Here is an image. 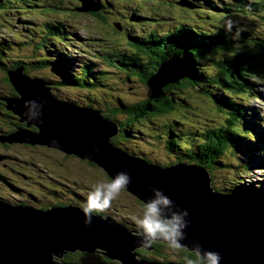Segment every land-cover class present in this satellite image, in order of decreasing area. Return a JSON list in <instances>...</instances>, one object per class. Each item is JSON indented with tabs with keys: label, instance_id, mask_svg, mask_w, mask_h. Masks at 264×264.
I'll return each mask as SVG.
<instances>
[{
	"label": "rangeland",
	"instance_id": "1",
	"mask_svg": "<svg viewBox=\"0 0 264 264\" xmlns=\"http://www.w3.org/2000/svg\"><path fill=\"white\" fill-rule=\"evenodd\" d=\"M89 1L93 3L90 5H98L92 0ZM98 1L103 8L100 11L99 7L95 13L100 12L95 15L89 13L71 14L70 12L81 7V4L77 6L74 1L70 0H64L63 7L54 5L50 8L51 10L55 7L57 11L61 9L64 11L63 13L49 12L48 3L50 0H37L40 6L35 8L17 6V8L10 9L12 18L18 17V26L22 31L20 35L18 34V40L1 36L4 27L0 32V51H2L0 54V90L5 94H11L12 88L7 83L3 84L2 80L5 79L3 72L10 70L13 62L18 60L29 62L32 58L46 59L52 63L51 67L35 70L27 67V73L28 76L40 77L48 82V87L51 89L52 95L57 100L59 99L58 102H73L83 108L91 106L98 110L104 118L112 122L117 120L119 122L117 129L120 130V133L113 139H116L118 147L126 149L129 153H134L137 157L162 167L176 164L179 162L177 159L181 157V153L170 151L169 142L175 139L171 137L170 133L179 136V143L183 144L184 141L195 138L189 135V131L194 130L195 127L218 124L221 122V115L217 110L216 103L204 98L195 89H189L182 93L177 110L168 118L151 119L140 123L133 120L132 124L126 122L124 116L121 114L115 116L114 113L122 110L121 108L124 106L144 100L148 87L143 83L141 75L127 76L126 72L121 71L120 69L123 67L118 60L120 56L129 53L133 44L129 40L131 37L142 39L139 37L146 35L151 28H156L160 32L171 25L177 26L179 19L189 18L188 11L195 12L196 3L194 0H160L158 3L137 0ZM177 1L188 2L191 4V6L188 5L191 9L180 8L179 15L176 14L178 20L172 21L167 18L166 8ZM214 1H223L226 5L237 2L236 0ZM224 6L220 5V7ZM42 11L47 13L42 14ZM6 16L8 14L0 11V18L3 21L7 20ZM19 16H24V19ZM134 16L137 19H134ZM250 17L254 20L247 29L248 33L254 39L264 40V19L252 15L236 14L234 21L243 19L249 21ZM52 21H59L64 25L66 35L62 37L65 40H61L59 43L49 39V34L44 28L45 23L52 27L50 24ZM106 44L114 45L124 51L104 60L100 51ZM108 49L111 48L108 47ZM106 67L112 68L105 69ZM183 68L181 60L172 59L166 66V70L163 71L161 78L163 76L165 78L178 76ZM103 70H106L105 76L99 74ZM80 72L81 76H87L85 86L82 83L72 84L69 80H65L66 86L58 84L64 80L65 74L71 76V73L79 74ZM255 83L254 97L242 98L240 102L246 109L258 111L257 118L252 120L249 125L256 131H260L261 126L256 123L264 122V79ZM108 114L114 115L115 118H111ZM6 115V110L0 108L1 122L8 120ZM180 120L188 124H182L179 122ZM173 121L178 122L180 126L174 127ZM168 122H171L170 127L166 124ZM262 147L264 146L255 147L258 151L257 159L263 157V152L260 150ZM252 152L251 150L247 156L236 154L238 157L229 153L225 154L221 160H218L225 166H214L216 169L211 170V186L219 192L229 193L228 191L237 187L241 180H248L246 184L249 182L256 184L257 180L263 179L264 170L258 166H252L251 170L245 171L247 168L245 163L255 160L251 155ZM73 156H66L46 147L29 145H14L10 150L0 151V196L4 197H0L3 200L0 202L18 203L23 201L38 209L41 205L47 208L68 206L82 211L81 198L83 195L87 197L92 184L103 182L104 178L88 162H80ZM1 161L8 165L3 166ZM84 177H88L87 184L75 188L80 194L70 190L69 186H72V181H79ZM49 186L56 188L55 195L52 194L53 190ZM79 202L80 205H78ZM113 202L115 207L111 211V216L116 221H129L134 214L141 215L140 204L144 205L124 191H121L119 197ZM126 229L133 234L137 232L131 227ZM137 250L143 249L138 248ZM143 251L148 252L147 250ZM162 256L171 262L179 261L176 255L166 252ZM147 258H152V256L149 255ZM158 259L163 260L162 258Z\"/></svg>",
	"mask_w": 264,
	"mask_h": 264
},
{
	"label": "water",
	"instance_id": "2",
	"mask_svg": "<svg viewBox=\"0 0 264 264\" xmlns=\"http://www.w3.org/2000/svg\"><path fill=\"white\" fill-rule=\"evenodd\" d=\"M77 1L78 12L99 10L89 0ZM179 4L188 7L183 1ZM171 60L148 79L152 97L188 72L184 66L178 76L161 78ZM6 75L17 97L5 98V109L23 127L2 143L15 141L74 155L100 168L110 180L126 172L130 183L124 190L138 201L148 202L153 190H159L173 201L174 211H188L187 238L181 243L189 249L197 241L203 250L219 253L220 264H264V204L213 192L208 172L198 165L160 167L128 155L111 143L119 131L117 124L98 110L58 102L48 82L25 75L21 68ZM28 102L38 105L31 120L26 115ZM85 219L83 211L73 207L41 211L0 202V264H63L59 259L75 252L97 253L118 264H158L137 259L138 248L150 249L123 226L97 215L90 224Z\"/></svg>",
	"mask_w": 264,
	"mask_h": 264
},
{
	"label": "trees",
	"instance_id": "3",
	"mask_svg": "<svg viewBox=\"0 0 264 264\" xmlns=\"http://www.w3.org/2000/svg\"><path fill=\"white\" fill-rule=\"evenodd\" d=\"M63 1L64 0H50L48 3V11L53 13H63V10L59 9L57 11L55 10V7L50 10L54 5H60V7H63ZM70 1H74L77 6L80 5L77 0ZM92 1L99 5L101 11L103 8L101 3L98 0ZM137 1L158 3L160 0ZM194 1L197 6L196 10L195 12L188 11L190 14L187 19L181 18L178 20L176 16V14L179 15L178 12H180V8L191 9L187 6L184 7L180 5L179 2L181 1H177L174 4L167 6V18L172 21L175 19L178 20V25H171L169 28L161 30L160 32L156 28H151L147 31L146 35L139 37L142 39L131 37L129 40L132 41L133 44L131 45V49H129V53L120 56L118 60L119 64L123 67L120 69L121 71L126 72V74H128L127 76L141 75L143 83L147 87L148 79L158 73L160 66H162L164 62L173 58H179L182 64L187 68L188 72L186 71L187 73L177 81L168 83L165 87L161 88L160 91L157 92L158 94L156 97H152V90L148 87V92L144 100L135 102L130 106H124L121 108L122 110L116 111L114 115L121 114L124 116V121L130 122L131 124L133 123V120L140 123L151 119L168 118L170 114L177 110L179 106L178 102L181 101L180 98L182 93L189 89H195L204 98L216 103L217 110L221 115V122L212 126L205 125L204 127H195L194 130L189 131V135L195 138L190 141H184L183 144L179 143V136L174 135L171 132V137L175 139L169 142L170 151H179L181 153V157L177 159L179 162L176 163L199 165L200 168L206 169L211 183V170L216 169L214 166H225L218 161L219 159L221 160L225 154L229 153L235 157H238L236 154L247 156L252 150L253 152L251 155L255 160L245 163L247 166L246 169L244 168L245 171L251 170L250 168L252 166H258L260 169L264 170V147L260 149L261 152H263L262 158L257 159L258 154H255V152H258L255 147L264 146V122L260 121L259 123H256L261 126L260 131H256L252 128L249 123L257 118L258 111L255 109L248 110L240 102L242 98L254 97L253 88L256 86L255 82L264 79V40H258V38L254 39L253 36L248 33L247 29L252 25V20H254L252 17H250L249 21L245 19L234 21L236 14L252 15L257 16L259 19H264V0H236L237 2L234 4L229 3L227 5L224 4L223 1ZM36 2L37 0H0V11L8 14V16H6L8 21H3L0 18V32L2 31V27H4L1 36H8L18 40V34L20 35L22 29L18 26V17L12 18L10 9L17 8V6L30 8L40 6V4ZM187 4L191 6L188 2ZM220 5L225 6L220 7ZM77 9L78 7L70 13L78 15L89 13L90 15H95L100 12H78ZM20 10H22V8H20ZM41 13L46 14L47 12L42 11ZM19 18L24 19V16H19ZM134 19H137V17L134 16ZM228 20L233 22V27L230 31L227 30L226 26V21ZM50 24H52V27L48 26L47 23L44 25L45 30L49 34L48 38L57 43L61 40H65L62 37L63 35H66L63 23L52 21ZM242 25L243 28H241ZM119 27L121 28L120 25ZM108 47L111 49L109 50ZM123 51L124 50L116 48L114 45L106 44L105 47L101 49L100 55H102L104 60H107L109 56L121 54ZM1 52L2 51H0V54ZM3 66L6 65L3 64ZM49 66L51 67L52 63L46 59L32 58L29 62L22 60L15 61L10 68H21L23 69L24 74L28 76L27 67L35 70L42 68L47 69ZM108 68L112 67H106L105 69ZM105 73L106 70H103L99 74L105 76ZM3 74L5 79L2 80V83L4 82L3 84L7 83L8 86L10 85L12 91L11 94H5L2 92L0 96L4 98L17 97V93L14 91L9 82L8 76L6 75V71L3 72ZM70 75L71 76L65 74L63 76L64 80L58 82V84L66 86L67 83L65 80H69L72 84L82 83L83 86L86 85L85 78L87 76H81V72L79 74L71 73ZM87 108L93 109L91 106H88ZM2 109H5V102L4 108ZM232 111H234V113H232ZM6 112L8 120L6 122L0 121V151L10 150L14 145L23 146L21 144H16L15 141H13V144H10L12 142L7 143L8 141L5 143L1 142V140L11 137L18 128L23 127V125L19 124L10 112L7 110ZM114 115L110 114L109 116L115 118ZM116 122L115 123L119 125L117 120ZM179 122L182 124H188L182 120ZM166 124H168V127L171 126V122ZM172 124L174 127L180 126L176 121H173ZM31 130L36 131L35 128H32ZM119 133L120 130L118 131V134ZM118 134L116 136H118ZM122 134L124 135V133ZM253 140H255V142H253ZM111 143L128 155L137 157L134 153H129L126 149L118 147L116 139H111ZM53 150L58 152L56 149ZM75 159L84 162L80 159ZM144 160L149 162L146 159ZM88 163L92 168L102 174L104 178L103 182H110V179L100 168L90 162ZM2 165L7 166L8 164L3 162ZM87 181L88 177H84L79 181H72V186H69V188L75 193L80 194L75 188L85 186ZM247 181L248 180H241L237 187L228 191L229 193L219 192L212 186L211 189L213 192H217L224 196H235L243 198L244 200L246 199L264 204V178L257 180L256 184L250 182L246 184ZM96 184H92L88 191H92ZM45 186L48 185L45 184ZM49 187L53 190L52 194L55 195V191H57L56 188L53 186ZM122 191L126 192L125 190ZM0 197L4 198L3 196ZM86 199L87 197L83 195L81 198L83 204L86 202ZM0 201L3 200L0 199ZM5 203L26 206L41 211H46L50 208L41 205L38 209L24 203L23 201L18 203L7 201ZM112 203L113 206H111L106 212L99 214L94 213L93 215L112 220L114 223H117L124 228L131 227L138 231L134 223V218L137 217V214L132 216L129 220L130 222L127 220L116 221L111 216V211L115 207V203ZM78 205H80V202ZM140 206L141 215L139 216H142L143 204H140ZM148 249H150L149 252L143 250L135 251L137 259L158 264H185V256L195 259L190 251L186 249L172 250L166 243L162 242H156L148 247ZM164 252L176 255L179 261H168V259L162 256ZM149 255L152 256V258H147ZM64 257L67 258V263L61 261L63 264H117L103 258L97 253L87 255L75 252L67 253ZM158 258H162L163 260H159Z\"/></svg>",
	"mask_w": 264,
	"mask_h": 264
},
{
	"label": "clouds",
	"instance_id": "4",
	"mask_svg": "<svg viewBox=\"0 0 264 264\" xmlns=\"http://www.w3.org/2000/svg\"><path fill=\"white\" fill-rule=\"evenodd\" d=\"M226 26L227 30L230 31L233 27V22L231 20L226 21ZM28 104L29 111L26 115L31 120L35 117L33 110L38 105L35 102H28ZM129 183L130 177L126 172L117 173L115 178L111 179L110 182L97 183L93 190L88 193L86 202L82 206L83 214L86 217L85 223H91L94 213L106 212L111 207L112 202L119 197L121 191L127 188ZM173 209L174 203L170 198L159 190H153V198L143 205L142 216L134 218V223L138 229L134 235L141 238L142 246L150 247L156 242H162L166 243L172 250L186 249L190 251L195 259L185 256V264H220L222 259L220 254L203 250L199 242L193 241L190 249L188 245L181 243V241L187 238L185 229L188 227V221L186 219L188 211H174ZM61 261L62 259H59L60 263Z\"/></svg>",
	"mask_w": 264,
	"mask_h": 264
},
{
	"label": "flooded vegetation",
	"instance_id": "5",
	"mask_svg": "<svg viewBox=\"0 0 264 264\" xmlns=\"http://www.w3.org/2000/svg\"><path fill=\"white\" fill-rule=\"evenodd\" d=\"M3 83H4V82H3ZM0 92L2 93L3 91L0 90ZM3 99H5V98L1 96V97H0V108H4V101H3ZM62 261H63L64 263H67V258H65V257L63 256Z\"/></svg>",
	"mask_w": 264,
	"mask_h": 264
},
{
	"label": "bare ground",
	"instance_id": "6",
	"mask_svg": "<svg viewBox=\"0 0 264 264\" xmlns=\"http://www.w3.org/2000/svg\"><path fill=\"white\" fill-rule=\"evenodd\" d=\"M115 138V137H114ZM255 154H258V152H255Z\"/></svg>",
	"mask_w": 264,
	"mask_h": 264
}]
</instances>
